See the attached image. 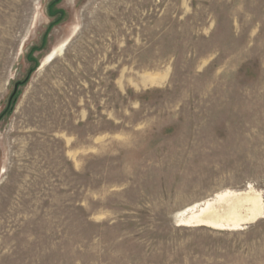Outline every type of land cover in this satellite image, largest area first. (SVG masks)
<instances>
[{
  "label": "rangeland",
  "instance_id": "rangeland-1",
  "mask_svg": "<svg viewBox=\"0 0 264 264\" xmlns=\"http://www.w3.org/2000/svg\"><path fill=\"white\" fill-rule=\"evenodd\" d=\"M226 192L264 207V0H0V264H264V208L189 222Z\"/></svg>",
  "mask_w": 264,
  "mask_h": 264
},
{
  "label": "bare ground",
  "instance_id": "bare-ground-1",
  "mask_svg": "<svg viewBox=\"0 0 264 264\" xmlns=\"http://www.w3.org/2000/svg\"><path fill=\"white\" fill-rule=\"evenodd\" d=\"M52 57L53 55H50L47 59H52ZM263 208L262 199L258 195L243 192H226L218 195L215 200L208 203L206 202L203 207L190 213L189 222L207 223L217 227L224 225H233L237 227L261 217Z\"/></svg>",
  "mask_w": 264,
  "mask_h": 264
},
{
  "label": "flooded vegetation",
  "instance_id": "flooded-vegetation-1",
  "mask_svg": "<svg viewBox=\"0 0 264 264\" xmlns=\"http://www.w3.org/2000/svg\"><path fill=\"white\" fill-rule=\"evenodd\" d=\"M54 54H55V52H52L51 54H49V56H50V55H53V56H54ZM49 56H48V57H49Z\"/></svg>",
  "mask_w": 264,
  "mask_h": 264
},
{
  "label": "water",
  "instance_id": "water-1",
  "mask_svg": "<svg viewBox=\"0 0 264 264\" xmlns=\"http://www.w3.org/2000/svg\"><path fill=\"white\" fill-rule=\"evenodd\" d=\"M57 2V0H55Z\"/></svg>",
  "mask_w": 264,
  "mask_h": 264
},
{
  "label": "trees",
  "instance_id": "trees-1",
  "mask_svg": "<svg viewBox=\"0 0 264 264\" xmlns=\"http://www.w3.org/2000/svg\"><path fill=\"white\" fill-rule=\"evenodd\" d=\"M18 85H20V84H18Z\"/></svg>",
  "mask_w": 264,
  "mask_h": 264
}]
</instances>
